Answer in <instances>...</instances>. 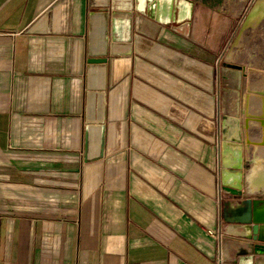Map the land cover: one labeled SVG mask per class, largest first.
Returning a JSON list of instances; mask_svg holds the SVG:
<instances>
[{"label":"crops","instance_id":"1","mask_svg":"<svg viewBox=\"0 0 264 264\" xmlns=\"http://www.w3.org/2000/svg\"><path fill=\"white\" fill-rule=\"evenodd\" d=\"M191 1L0 0V264H264L222 217L220 0Z\"/></svg>","mask_w":264,"mask_h":264},{"label":"water","instance_id":"2","mask_svg":"<svg viewBox=\"0 0 264 264\" xmlns=\"http://www.w3.org/2000/svg\"><path fill=\"white\" fill-rule=\"evenodd\" d=\"M147 11L158 22L183 23L192 16L191 0H147ZM105 58H90L89 63H101ZM244 68L224 61L220 68V184L233 200L223 201V220L237 230V236L264 253V198L242 197L244 186L243 140L240 115L241 85ZM226 264H241L237 263Z\"/></svg>","mask_w":264,"mask_h":264},{"label":"rangeland","instance_id":"3","mask_svg":"<svg viewBox=\"0 0 264 264\" xmlns=\"http://www.w3.org/2000/svg\"><path fill=\"white\" fill-rule=\"evenodd\" d=\"M203 3L205 8L221 13L219 20L225 26L221 39V46L225 47L222 60L244 68L241 123L246 174L244 184L248 186L250 171L254 174L264 172V0ZM250 188L249 191L252 190Z\"/></svg>","mask_w":264,"mask_h":264},{"label":"built area","instance_id":"4","mask_svg":"<svg viewBox=\"0 0 264 264\" xmlns=\"http://www.w3.org/2000/svg\"><path fill=\"white\" fill-rule=\"evenodd\" d=\"M209 233L213 236H215L217 239H220V233L219 231L215 230L214 232L213 231H209Z\"/></svg>","mask_w":264,"mask_h":264},{"label":"bare ground","instance_id":"5","mask_svg":"<svg viewBox=\"0 0 264 264\" xmlns=\"http://www.w3.org/2000/svg\"><path fill=\"white\" fill-rule=\"evenodd\" d=\"M261 8V7H260ZM141 9H143V7L141 6ZM257 12V11H256ZM252 13H255V11L254 12H252ZM252 16H254V15H252ZM242 140H243V136H242ZM241 264H249V262H247V261H242L241 262Z\"/></svg>","mask_w":264,"mask_h":264}]
</instances>
